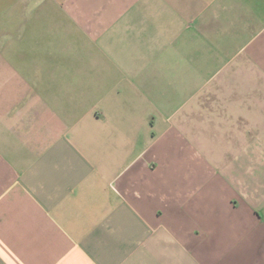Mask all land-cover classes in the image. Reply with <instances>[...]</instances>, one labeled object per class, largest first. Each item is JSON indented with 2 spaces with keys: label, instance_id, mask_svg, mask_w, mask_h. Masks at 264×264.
<instances>
[{
  "label": "crops",
  "instance_id": "1",
  "mask_svg": "<svg viewBox=\"0 0 264 264\" xmlns=\"http://www.w3.org/2000/svg\"><path fill=\"white\" fill-rule=\"evenodd\" d=\"M0 264H264V0H0Z\"/></svg>",
  "mask_w": 264,
  "mask_h": 264
}]
</instances>
